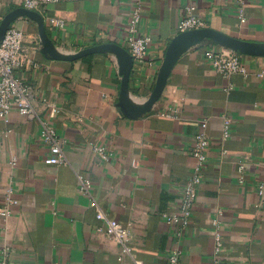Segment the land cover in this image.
<instances>
[{"label": "crops", "instance_id": "1", "mask_svg": "<svg viewBox=\"0 0 264 264\" xmlns=\"http://www.w3.org/2000/svg\"><path fill=\"white\" fill-rule=\"evenodd\" d=\"M190 3L204 28L264 44V0H144L140 31L152 39L153 64L134 62V104L151 96ZM132 6L133 0H61L39 13L62 53L109 43L129 52ZM23 7V0H0V23ZM49 17L65 21V28ZM12 25L25 33L37 65L18 74L31 87L40 117L55 109L49 121L65 141L67 163H45L49 147L40 121L17 111L0 116V264H168L176 228L164 214L177 211L194 172L192 149L202 120L209 121L211 145L180 243L181 264H214L216 223L224 241L220 264H264V57L235 51L248 73L226 76L206 52L231 49L201 44L181 56L152 110L134 118L120 106L123 75L114 53L55 60L44 52L36 22L21 17ZM78 174L90 179L91 195L80 192ZM98 209L131 226L133 257L119 259L121 245L100 231L106 223Z\"/></svg>", "mask_w": 264, "mask_h": 264}, {"label": "built area", "instance_id": "2", "mask_svg": "<svg viewBox=\"0 0 264 264\" xmlns=\"http://www.w3.org/2000/svg\"><path fill=\"white\" fill-rule=\"evenodd\" d=\"M61 0H23L24 8L38 12H44V7L48 3H55ZM144 0H133V6L128 25L127 45L135 64L138 67H145L153 64L149 57V51L152 39L142 35L141 20L144 11ZM241 22L245 23L246 19L243 14L240 16ZM52 25L59 29H64L65 21L49 17ZM205 24L197 14V7L190 3L181 19L179 30L180 33L204 28ZM25 33L12 25L8 29L3 40L0 42V116L9 117L12 111H17L20 115L29 119H36L42 124V140L49 147V156L46 157L45 163L48 165H63L67 163V157L64 151L65 141L60 138L56 128L50 123L49 116L53 115L55 109L49 107L48 116L42 118L39 115L32 97L31 87H29L18 74L19 71L29 66H37L28 55L24 45ZM207 59L213 67L221 74L230 76L237 73L246 75L247 67L243 64L240 56L232 50L209 49L206 52ZM164 116H170L165 114ZM209 121L200 122V130L197 133L192 149V156L195 160L194 172L191 175L187 185L181 193V201L176 212L165 213L164 218L170 225L176 228L174 242L170 249L168 264H181L182 249L180 243L189 230L193 211L198 198V189L202 182V171L207 163V153L211 145L208 134ZM230 136V123L225 124L224 139ZM96 151L105 159L108 158L104 148L96 147ZM79 190L82 194L91 195L92 183L84 175L78 174ZM259 194L264 199V185H260ZM95 200L92 206H95ZM97 217L104 220L106 226L100 229L106 235L111 237L115 242L121 245L122 252L119 259L122 261L125 256H132L131 248L132 231L130 225H125L115 219L106 217L101 209H98ZM214 230L215 235V262L220 264L221 251L224 246L221 227L218 223ZM9 256V251H5V258ZM6 264V263H2Z\"/></svg>", "mask_w": 264, "mask_h": 264}, {"label": "water", "instance_id": "3", "mask_svg": "<svg viewBox=\"0 0 264 264\" xmlns=\"http://www.w3.org/2000/svg\"><path fill=\"white\" fill-rule=\"evenodd\" d=\"M21 17H26L36 22L39 35L44 47V52L55 60L76 61L96 53H114L120 64L123 82L121 87L120 106L129 117H139L150 112L156 102L160 100L169 80V77L181 56L189 50L205 43L221 45L236 52L253 56L264 57V44L252 43L241 40L210 28H201L179 33L170 43L155 88L148 101L141 106L134 104L129 94V84L134 67V59L124 47L118 44H102L83 49L77 53L65 54L57 50L50 39L43 16L34 10L18 8L7 14L0 23V42L8 29Z\"/></svg>", "mask_w": 264, "mask_h": 264}, {"label": "trees", "instance_id": "4", "mask_svg": "<svg viewBox=\"0 0 264 264\" xmlns=\"http://www.w3.org/2000/svg\"><path fill=\"white\" fill-rule=\"evenodd\" d=\"M89 58H91V56L85 57V58H83V60L87 61Z\"/></svg>", "mask_w": 264, "mask_h": 264}]
</instances>
